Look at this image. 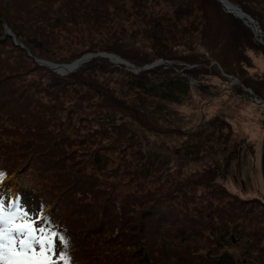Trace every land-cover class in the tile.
I'll return each mask as SVG.
<instances>
[{
  "label": "rangeland",
  "instance_id": "1",
  "mask_svg": "<svg viewBox=\"0 0 264 264\" xmlns=\"http://www.w3.org/2000/svg\"><path fill=\"white\" fill-rule=\"evenodd\" d=\"M204 1L0 0V198L47 224L59 210L72 264H264V108L248 88L264 101V40L220 0L209 5L237 26L227 36L239 49L228 55L233 82L217 63L222 47L207 48L196 27ZM236 1L264 21V0ZM191 3L194 15L180 10ZM4 23L24 41L37 33L43 59L109 49L158 63L135 71L93 55L58 72L81 80L68 89ZM52 164L64 170L53 175Z\"/></svg>",
  "mask_w": 264,
  "mask_h": 264
},
{
  "label": "snow or ice",
  "instance_id": "2",
  "mask_svg": "<svg viewBox=\"0 0 264 264\" xmlns=\"http://www.w3.org/2000/svg\"><path fill=\"white\" fill-rule=\"evenodd\" d=\"M6 173L0 171V185ZM33 214L18 200L6 206L0 198V264H72L68 253L70 241L48 221Z\"/></svg>",
  "mask_w": 264,
  "mask_h": 264
},
{
  "label": "trees",
  "instance_id": "3",
  "mask_svg": "<svg viewBox=\"0 0 264 264\" xmlns=\"http://www.w3.org/2000/svg\"><path fill=\"white\" fill-rule=\"evenodd\" d=\"M174 1V0H173ZM230 1V0H229ZM232 2H234L236 5H238V6H240L241 8H243L244 9V11L245 12H247L248 14H250L253 18H255L256 20H258L256 17H255V15L251 12V11H249L242 3L240 4L239 2H237L236 0H231ZM193 3V2H192ZM191 3V5L193 6V7H189V6H186V7H183V8H181L180 10H183V12L184 13H191V15H194L195 14V9H196V6H197V4L195 3V5H193ZM203 4L204 5H201V10H202V12H201V17L200 18H198V22H197V24H196V27L199 29V31H202V33H203V35L205 36V37H211L212 39H211V41L210 42H206L205 43V46L208 48H214V47H222V51L221 52H219V53H217L218 54V58H217V63L222 67V68H224V70H226L228 73H226V72H224L225 74H226V76H231V77H233V76H235L236 78H237V80H239L241 83H242V81L240 80V78L238 77V76H236V74H232L231 75V72H232V70H231V66H230V64L227 62L228 60H229V57H228V55H230V54H232L231 53V50H233V53H234V50H237V51H239V49L237 48V46L236 45H233V44H229V43H231L233 40L232 39H228L227 38V36L229 37H231V36H235L236 34H237V32L234 30L235 28H237V26L235 27V26H233L232 25V15L231 14H228V13H226L224 10H223V8L222 7H219L218 6V9H216L215 7H214V9H211L210 7H209V5H212V4H214V1L213 0H205L204 2H203ZM217 4H219V3H217ZM220 5V4H219ZM0 20H2V21H5L4 19H0ZM259 25H260V27L262 28V30L264 31V21L262 22L261 20H259ZM8 24V26L10 27V28H12V30L16 33V35H17V37L21 40V41H23L26 45H27V47L32 51V53L33 54H35V55H37L38 57H40V58H42L43 56L38 52V50H37V48L39 49V48H41V45H39L40 43H39V41H41L40 39H39V37H38V35H37V33H35V34H33V35H30V36H26L27 38H29V39H27V40H23V39H21V37H20V33L15 29V27H13L11 24L9 25V23H7ZM160 24H161V22H160ZM195 27V28H196ZM229 30V34L227 33V31ZM53 32V31H52ZM44 31H42L41 32V34L42 35H40V37L41 38H43L44 40L46 39L45 37H44ZM39 34V33H38ZM4 36H9L8 34H4ZM11 36V35H10ZM152 36H154V34H152ZM12 37V36H11ZM156 37V36H155ZM225 37V40L227 41L226 43H224L223 42V38ZM238 37V36H237ZM238 39V38H237ZM263 40H264V38H262ZM242 41V40H241ZM241 41H236V42H241ZM43 42V41H42ZM14 45L15 46H17V47H19V50H25L23 47L21 48L19 45H17L16 43H15V41H14ZM37 46V47H36ZM229 47V48H228ZM248 46H247V44L245 45L244 44V48H247ZM39 50H41V49H39ZM26 52H28L27 50H25ZM42 51V50H41ZM106 51H108V52H111L112 53V51H110L109 49H106ZM93 52H100V51H93ZM42 53H44L43 51H42ZM115 53H116V51H115ZM114 53V54H115ZM116 54H118V55H120V56H122L120 53H116ZM28 57L29 58H31V60L32 61H35L34 59H33V57L28 53ZM101 57H103V56H101ZM122 58H124V59H128L129 61H131L133 64H135L136 65V63H135V61H132L129 57H124V56H122ZM22 59H24V57H22ZM54 59V58H53ZM71 59V60H70ZM68 61H66V63H68L69 61H74L73 60V58H70ZM5 60V59H4ZM5 61H7V62H10V59H8V60H5ZM25 61V60H24ZM35 62H37V61H35ZM38 63V62H37ZM39 64V63H38ZM40 65V64H39ZM40 66H42V65H40ZM137 66H142V67H144L145 65H138L137 64ZM146 66H150L149 64H147ZM45 67V66H44ZM151 69V67L150 68H143V69H141V71L142 70H144V71H146V70H150ZM54 71V70H53ZM56 72V71H55ZM230 72V73H229ZM60 73V72H59ZM54 76H55V81L58 83V84H63L64 85V87L65 88H70V87H76V83L75 82H78V81H81V80H74V81H72V82H67V80L65 79V78H63L62 76H60L59 74H58V72H57V75L56 74H54ZM7 79H12L11 77H7L6 78V80ZM65 79V80H64ZM243 85H245L244 83H243ZM251 88V87H250ZM252 89V88H251ZM253 90V89H252ZM254 92V91H253ZM255 94V93H254ZM102 98V100L105 102V105H109L110 107H115L116 106V104H115V100H117L118 99V96H116V95H113V97H112V100L109 102V99H105L104 97H101ZM115 99V100H114ZM5 105L7 104V103H10L9 101H4L3 102ZM135 108L137 109V110H142V107L140 108L137 104H135ZM37 110V109H36ZM33 113V112H32ZM28 114H30V113H28ZM27 114V112H25L22 116L24 117V120L25 119H27V118H29L28 120H31L32 119V117L30 116V115H28ZM40 114H41V111L40 110H37V112H35L34 113V116H33V118H35V117H40ZM41 118V117H40ZM116 121V120H115ZM115 121H114V118L111 120V123H113V125H117V124H115ZM152 125L154 124V122H152L151 123ZM56 142H51L50 144H42V145H45L44 147H47V146H49V148H48V154H50V153H52V151L55 149V148H57L56 147ZM74 150V149H73ZM72 150V151H73ZM43 154H45V152H43ZM45 155H47V154H45ZM48 156V155H47ZM105 156V155H104ZM63 159H55L54 161H62ZM55 163V162H54ZM57 164V163H56ZM53 165V167L54 168H56V174H53V175H56L57 176V174H59V172L61 171V170H64V167L62 168V169H58V167H57V165H54V164H52ZM3 169V167H0V171ZM7 175V174H6ZM78 185V182H76V181H72V184L70 185V187H72V188H75L76 186ZM137 210V209H136ZM145 213L143 214V215H141L140 217H139V220H141L143 223H141V228H142V231H140V230H138V231H140V234L142 233L143 235H145V229H143V226H145L146 225V220H145ZM61 220H62V218H61V215L59 214V210H57L56 211V213L55 214H53L52 216H51V221H52V226L53 227H55V229L57 230V231H59V232H65L66 230L65 229H68L67 228V226L65 225L64 227H62V223H60L61 222Z\"/></svg>",
  "mask_w": 264,
  "mask_h": 264
},
{
  "label": "water",
  "instance_id": "4",
  "mask_svg": "<svg viewBox=\"0 0 264 264\" xmlns=\"http://www.w3.org/2000/svg\"><path fill=\"white\" fill-rule=\"evenodd\" d=\"M220 1L223 3V6H225L229 11H232V12L234 11V12H237V13L239 11L240 13H238V14H240V16H242V17L244 16V18L246 17V19L251 21V23H253V25H254V23L256 25V22L258 23V21L255 18H253L250 14L245 12L240 6H237V5H233L232 6L231 4L227 6L225 4L226 2H224V0H220ZM226 1H229V0H226ZM3 25H4V28L6 29L5 33L8 34L9 36L11 35L12 38L14 39L15 43L17 45H19L21 48L23 47L25 50H27L28 53L33 57V59L35 61H37L40 65L45 66V67L47 66V67H49L50 69H52V70H54L56 72L70 73L71 71H73V70L77 69L78 67H80L82 62L88 60L93 55H99L100 54L102 56H104V55L113 56L114 58H116V57L118 58L119 57V55L116 54V53L114 54V53L107 52L106 50H104V52L101 51V52H92V53H89V54H84L80 58H77V59L74 60L76 62L75 64H73L74 61L66 63V62H55V61H51V60H48V59H43V58H40L37 55L33 54L32 51L27 47V45L17 37L16 33L12 30V28H10L8 26V24L4 23ZM255 28H256V31H257V29L259 30V32L263 31L262 28L260 27L259 23L255 26ZM118 59L120 61L126 63V64H129L130 67H132V68L134 67L138 71L143 69V68H150L151 65H155V64L158 63V61H157V62L152 63L150 66H144V67L139 66L138 67L135 64H133L131 61H129L128 59L127 60L124 59V58H118ZM70 63L72 65H70ZM248 88H249V95L251 96V99H254L255 101H261L262 100V99L257 98L256 94H254L253 90L250 87H248ZM262 103H264L263 100H262ZM261 156H262V158H261V168H262V175H263V180H264V138H263V141H262Z\"/></svg>",
  "mask_w": 264,
  "mask_h": 264
},
{
  "label": "bare ground",
  "instance_id": "5",
  "mask_svg": "<svg viewBox=\"0 0 264 264\" xmlns=\"http://www.w3.org/2000/svg\"><path fill=\"white\" fill-rule=\"evenodd\" d=\"M224 2H226L225 4L228 6V5H236L234 2H232L231 0L230 1H226V0H224ZM238 6V5H237ZM232 8V7H231ZM243 9V8H242ZM244 10V9H243ZM232 12V11H231ZM238 13H240L239 11H238ZM244 17V16H243ZM246 18V17H245ZM258 23L256 22V25H257ZM255 25V23H254V27L256 26ZM256 29V28H255ZM257 32H258V34H259V37L260 38H264V31H262V32H259V30L257 29ZM104 52V51H103ZM108 52V51H107ZM105 57H108V58H111L112 60H114L115 62L117 61V62H119V63H122V64H124V65H126L127 67H129L130 69H134L135 71H138L137 69H135L134 67L132 68V67H130V65L129 64H126V63H123L122 61H120L118 58H122V56H120L119 55V57L117 58H114L113 56H107V55H104ZM103 56V57H104ZM77 59V58H76ZM75 60V59H74ZM76 62L74 61V63L73 64H75ZM70 65H72L71 63H70ZM137 66V65H136ZM139 67V66H138ZM63 70V69H62ZM63 74V73H62ZM231 79H232V81L233 82H239L238 80H237V78L235 77V76H233V77H231V76H229ZM193 82V81H192ZM240 83V82H239ZM257 98H259L258 96H257ZM260 99V98H259ZM254 100V99H253ZM254 102L257 104H260L263 108H264V103H262V100L261 101H255L254 100ZM244 111H246V112H249V110H248V108L246 109V110H244Z\"/></svg>",
  "mask_w": 264,
  "mask_h": 264
}]
</instances>
